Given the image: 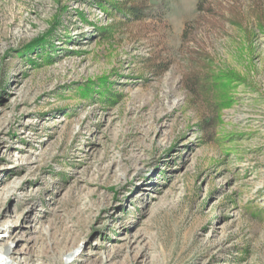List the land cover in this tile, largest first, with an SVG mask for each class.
<instances>
[{"label": "rangeland", "instance_id": "1", "mask_svg": "<svg viewBox=\"0 0 264 264\" xmlns=\"http://www.w3.org/2000/svg\"><path fill=\"white\" fill-rule=\"evenodd\" d=\"M0 264H264V0H0Z\"/></svg>", "mask_w": 264, "mask_h": 264}, {"label": "bare ground", "instance_id": "2", "mask_svg": "<svg viewBox=\"0 0 264 264\" xmlns=\"http://www.w3.org/2000/svg\"><path fill=\"white\" fill-rule=\"evenodd\" d=\"M173 105H175V101L173 102ZM173 105H172V106H173ZM7 252H8V250H7ZM7 252H6V253H7Z\"/></svg>", "mask_w": 264, "mask_h": 264}]
</instances>
